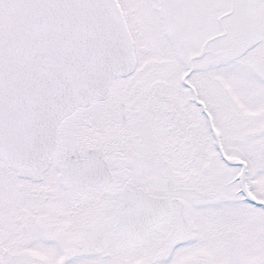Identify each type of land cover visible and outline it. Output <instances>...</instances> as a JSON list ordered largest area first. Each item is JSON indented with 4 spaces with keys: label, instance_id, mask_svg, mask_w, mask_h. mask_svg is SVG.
I'll return each instance as SVG.
<instances>
[{
    "label": "snow or ice",
    "instance_id": "obj_1",
    "mask_svg": "<svg viewBox=\"0 0 264 264\" xmlns=\"http://www.w3.org/2000/svg\"><path fill=\"white\" fill-rule=\"evenodd\" d=\"M0 264H264V0H0Z\"/></svg>",
    "mask_w": 264,
    "mask_h": 264
}]
</instances>
